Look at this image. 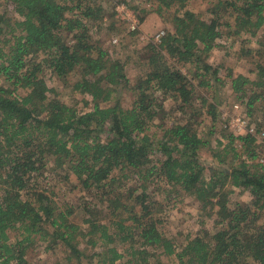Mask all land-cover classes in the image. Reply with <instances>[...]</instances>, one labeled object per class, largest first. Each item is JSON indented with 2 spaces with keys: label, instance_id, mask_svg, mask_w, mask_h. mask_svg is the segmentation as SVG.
Segmentation results:
<instances>
[{
  "label": "trees",
  "instance_id": "1",
  "mask_svg": "<svg viewBox=\"0 0 264 264\" xmlns=\"http://www.w3.org/2000/svg\"><path fill=\"white\" fill-rule=\"evenodd\" d=\"M104 1L111 0H8L18 17L0 14V264H27L26 251L38 241L48 251L63 247L56 264H264L260 143L250 133L227 132L210 165L201 160L207 141L194 126L201 111L179 67L193 65L188 72L208 86L207 76L217 75L208 62L217 40L255 36L264 25V0H208V18L188 9V0H152L159 15L173 11L172 30L147 43V69L133 84L125 63L91 39L93 25L107 16ZM262 45L254 78L231 75L232 91L250 114L264 105ZM46 70L64 83L74 75L68 87L89 95L91 109L63 102L46 83ZM118 86L133 95L128 107L115 96ZM167 98L191 116L164 125L155 142L148 130ZM201 105L215 117L213 103L202 98ZM236 140L245 158L229 166L226 156L240 154ZM49 165L100 195L99 203L57 205L39 188ZM162 185L198 203L200 229L181 245L159 227L164 201L155 193ZM232 188L249 190L251 201L230 206ZM77 207L81 223L73 220Z\"/></svg>",
  "mask_w": 264,
  "mask_h": 264
},
{
  "label": "rangeland",
  "instance_id": "2",
  "mask_svg": "<svg viewBox=\"0 0 264 264\" xmlns=\"http://www.w3.org/2000/svg\"><path fill=\"white\" fill-rule=\"evenodd\" d=\"M111 0L104 1L106 15L103 20L96 22L90 30L91 39L99 44L110 55L116 57L125 63V71L129 82L133 84L147 69V43H158L159 39L167 30H172L171 15L172 10L166 11L162 15L150 10L154 7L152 0ZM209 7L208 0H188L187 8L199 13L203 18H208ZM146 10V11H145ZM114 11V12H113ZM113 12L112 15H110ZM0 14L6 17H18L13 11L12 5L8 0H0ZM143 17L139 22L138 18ZM134 25V28H133ZM160 37H157L158 34ZM264 44V25L253 37L246 34L223 36L217 40V46L209 54L208 62L217 69V75L207 76L208 86H199L200 77H195L188 70L193 69L191 64H180L181 71L187 75L195 89V106L200 109L201 114L195 118V127L198 135L202 137L207 144L201 148L199 154L201 160L207 161L208 165L212 161V155L220 152L223 146L228 142L225 134L231 132L234 136L246 134L247 128L252 127L256 134V142L259 153L264 151V105H260L259 110L253 114L247 112V108L237 99L231 87V75L244 74L249 78L256 75L255 62L262 60V50ZM249 50L251 54L244 55V51ZM46 83L49 87L55 89L58 97L68 105L74 106L78 111H88L92 107L91 97L72 91L68 85H71L77 78L72 75L68 82H63L55 77L49 70L44 74ZM51 95V94H50ZM115 96L119 98L121 105L128 107L133 95L123 86H118ZM202 98L208 103H213L216 107L215 117L211 116L206 107L201 105ZM206 104V103H205ZM164 112L154 120L149 127V134L155 142L162 136V128L172 121H184L191 114H184L176 108L175 101L167 98L163 101ZM189 112L190 110H186ZM190 113V112H189ZM214 117V118H213ZM244 121L237 122V119ZM243 126V127H242ZM226 129V130H225ZM226 131V132H225ZM237 151L240 153L238 158L232 155L226 156V164L237 166L239 161L245 158L242 156V142L236 140ZM159 154V153H158ZM159 156V155H158ZM222 156V155H221ZM219 156V158L221 157ZM210 171L205 172L208 178ZM64 173L55 171L52 166H48L40 178L39 188L45 191L62 208L67 204L78 206L92 201H100V195L95 197L91 192L84 190L78 185L73 175L64 179ZM168 185H162V189L155 193L157 197L164 201L158 206L156 216L159 218V227L161 232L171 238L176 244L181 245L187 238L193 237L200 224L198 222L199 209L197 201L187 196L183 192L179 194L181 198L176 197L175 193L169 192ZM229 205L234 203H248L251 201L250 191L244 188H232ZM154 196V195H153ZM98 201V203H99ZM105 202V201H104ZM76 208L73 220L81 223L83 211ZM261 220H264V216ZM206 227L213 226L211 221L206 222ZM17 231L10 233L11 241H15ZM46 243L36 242L26 251L27 264H56L58 259L63 257V247L57 246L55 249L46 250ZM83 248V244H81ZM86 252H90L86 250ZM116 264H125L123 260Z\"/></svg>",
  "mask_w": 264,
  "mask_h": 264
},
{
  "label": "built area",
  "instance_id": "3",
  "mask_svg": "<svg viewBox=\"0 0 264 264\" xmlns=\"http://www.w3.org/2000/svg\"><path fill=\"white\" fill-rule=\"evenodd\" d=\"M133 28H134V25H133ZM161 34H163V33L158 34L157 37H160ZM237 120H238L237 122H240V121H241L239 118H238ZM241 122H242V125H243V124H244V121L242 120ZM241 122H240V123H241ZM242 127H243V126H242ZM244 127L247 129L246 133H250V134L254 135V136L257 138L256 134H254L255 132H254V129H253L252 127H249V129H248L247 126H246V124L244 125ZM263 134H264V132L262 133V135H263ZM259 160H260L261 162H264V151L261 152V154H260V156H259Z\"/></svg>",
  "mask_w": 264,
  "mask_h": 264
}]
</instances>
